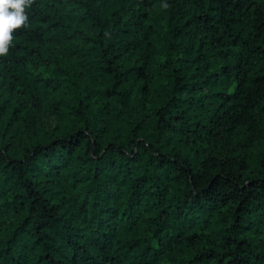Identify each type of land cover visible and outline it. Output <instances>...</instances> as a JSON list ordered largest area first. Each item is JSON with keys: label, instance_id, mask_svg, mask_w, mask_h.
I'll list each match as a JSON object with an SVG mask.
<instances>
[{"label": "trees", "instance_id": "16d2710c", "mask_svg": "<svg viewBox=\"0 0 264 264\" xmlns=\"http://www.w3.org/2000/svg\"><path fill=\"white\" fill-rule=\"evenodd\" d=\"M27 15L0 57V264H264V0Z\"/></svg>", "mask_w": 264, "mask_h": 264}, {"label": "clouds", "instance_id": "9594fccd", "mask_svg": "<svg viewBox=\"0 0 264 264\" xmlns=\"http://www.w3.org/2000/svg\"><path fill=\"white\" fill-rule=\"evenodd\" d=\"M34 0H0V57L9 54L13 47L15 33L27 27V10L32 7ZM163 8H167L165 3Z\"/></svg>", "mask_w": 264, "mask_h": 264}, {"label": "rangeland", "instance_id": "374dc122", "mask_svg": "<svg viewBox=\"0 0 264 264\" xmlns=\"http://www.w3.org/2000/svg\"><path fill=\"white\" fill-rule=\"evenodd\" d=\"M54 124H55L54 118H52V117L48 118L46 125H54Z\"/></svg>", "mask_w": 264, "mask_h": 264}]
</instances>
